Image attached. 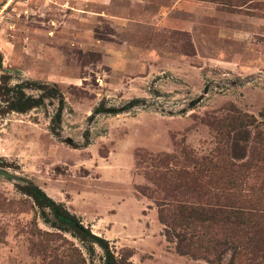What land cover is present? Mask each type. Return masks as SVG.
Returning a JSON list of instances; mask_svg holds the SVG:
<instances>
[{"label":"rangeland","instance_id":"374dc122","mask_svg":"<svg viewBox=\"0 0 264 264\" xmlns=\"http://www.w3.org/2000/svg\"><path fill=\"white\" fill-rule=\"evenodd\" d=\"M7 1L0 82L34 97L42 90L27 86L48 83L64 105L43 97L24 113L0 111V264H106L102 248L60 228L26 186L97 223L116 264H209L180 255L155 214L138 220L142 203V214L157 212L138 185L169 201L198 194L239 216L202 223L228 238L214 264L264 262V20L253 19H264V0ZM132 99L129 110L93 113ZM133 228L144 233L122 231Z\"/></svg>","mask_w":264,"mask_h":264},{"label":"trees","instance_id":"16d2710c","mask_svg":"<svg viewBox=\"0 0 264 264\" xmlns=\"http://www.w3.org/2000/svg\"><path fill=\"white\" fill-rule=\"evenodd\" d=\"M1 67V59H0ZM53 86H56L54 83ZM25 85L16 84L14 86H9L6 82H0V111L6 108L7 111H16L20 113L27 112L34 107H38L42 104L43 97L58 98L61 108L64 105V97L58 89L53 87L48 88V83H39L38 85L27 86L28 88H38L42 90L40 97H34L28 95L24 92L23 88ZM137 105V99H132L127 104H125L121 109L117 107H105V105L100 102L95 108L93 113H108L117 114L124 110H129V108ZM58 118V114L54 115L52 121ZM52 130L54 128L52 127ZM88 132V131H87ZM85 135V133H84ZM86 137V145L88 144V137ZM158 159L161 160L166 154H158ZM136 162L139 164L141 155L139 152L135 154ZM187 179L184 186L187 190H191V193L196 191L198 182L194 178ZM151 183L154 184L152 179ZM137 191L144 196L152 199L157 207V218L160 223L164 225V235L169 242L175 243V250L180 255H187L192 258H202L205 259L209 264H214L215 259H221L223 256V248L228 245V238L226 235L219 238L215 234L204 233V227H202L203 222H213L217 218L223 220L229 219V217H234L239 220V216H231V212L222 213L226 210L216 209L215 205H210L209 202L205 203L202 201L200 195L195 194L194 200L190 201L172 199L169 198L156 199L153 196L148 195L150 187L148 185H138L136 187ZM25 192L29 194L35 201V203L40 207L49 208L55 220L58 222L60 228L68 229L76 233L82 239L89 238L91 242L96 243L100 248H102L106 254V264H116L115 257L111 252L109 241L107 238L101 235H97L92 232L89 226L82 224V221L76 216V214L71 213L62 203L56 202L50 198L41 188L37 186H26ZM171 196V195H169ZM169 199V200H168ZM167 206H172V211H166ZM219 206V205H218ZM169 212H172L171 214ZM168 213V214H167ZM171 216V217H170ZM199 225L201 228L197 229L193 227L194 225ZM177 226L180 232H171L172 228ZM235 237V236H231ZM239 237H236L238 239ZM245 250V247L243 248ZM253 250V249H251ZM240 249L238 253H240ZM252 253V252H250ZM257 264H264V262H259Z\"/></svg>","mask_w":264,"mask_h":264},{"label":"crops","instance_id":"0c3cea01","mask_svg":"<svg viewBox=\"0 0 264 264\" xmlns=\"http://www.w3.org/2000/svg\"><path fill=\"white\" fill-rule=\"evenodd\" d=\"M249 17H251V16H249ZM253 18V17H252ZM253 19H255V21L256 22H260L261 20H264L263 18H253ZM123 200L124 199H120V201L119 202H117L116 203V205H115V208H116V212H113V213H121L122 212V210H123V206H124V203H123ZM142 205L143 206H145L146 207V205H145V203H142ZM141 207L140 208V213L137 215V217H138V220H142V221H144V223H145V225H148L149 224V222H150V220H152V216H154V214L156 215V219L158 220V218H157V212H154V208L152 207V208H150L149 207V212L148 213H146V214H142L141 212H142V210L145 208V207ZM150 218V219H149ZM86 219H84V221H85ZM100 220H102V219H100ZM114 221L116 222V224L117 225H119L120 224V221H116V219H114ZM152 223H154L153 221H151ZM121 225L123 226V227H125V228H127L128 227V229L130 228V224L127 222V221H121ZM90 228H91V230L93 231V228L92 227H94V226H97V223H92V222H90V224L88 225ZM132 226H134V227H136L134 224H132ZM115 227V226H114ZM136 228H133V229H131V230H122V231H124V232H143L144 231V229L142 230V231H137V229L135 230ZM94 232V231H93ZM103 232V231H102ZM101 232V233H102ZM144 233V232H143ZM104 234V237L105 238H107V236H106V233H103ZM146 235V234H145Z\"/></svg>","mask_w":264,"mask_h":264},{"label":"built area","instance_id":"2783aa9c","mask_svg":"<svg viewBox=\"0 0 264 264\" xmlns=\"http://www.w3.org/2000/svg\"><path fill=\"white\" fill-rule=\"evenodd\" d=\"M11 1H13V0H8L7 3H10Z\"/></svg>","mask_w":264,"mask_h":264}]
</instances>
